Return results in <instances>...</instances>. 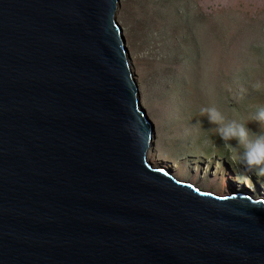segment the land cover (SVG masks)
Segmentation results:
<instances>
[{
    "label": "water",
    "instance_id": "1",
    "mask_svg": "<svg viewBox=\"0 0 264 264\" xmlns=\"http://www.w3.org/2000/svg\"><path fill=\"white\" fill-rule=\"evenodd\" d=\"M118 0H0V264H264V199L148 158Z\"/></svg>",
    "mask_w": 264,
    "mask_h": 264
},
{
    "label": "rangeland",
    "instance_id": "2",
    "mask_svg": "<svg viewBox=\"0 0 264 264\" xmlns=\"http://www.w3.org/2000/svg\"><path fill=\"white\" fill-rule=\"evenodd\" d=\"M116 19L140 107L154 126L153 165L218 196L260 198L264 177L235 163V147L199 109L215 102L229 119L264 133L252 121L264 106V0H118Z\"/></svg>",
    "mask_w": 264,
    "mask_h": 264
},
{
    "label": "clouds",
    "instance_id": "3",
    "mask_svg": "<svg viewBox=\"0 0 264 264\" xmlns=\"http://www.w3.org/2000/svg\"><path fill=\"white\" fill-rule=\"evenodd\" d=\"M253 87L258 89L260 84L257 83ZM199 114L205 117L210 125L215 126L216 134L226 146L235 147V163L247 172L264 177V133L254 132L248 127L249 122L229 119L215 102L202 106ZM252 121L264 126V106L258 108ZM232 141H235L234 145Z\"/></svg>",
    "mask_w": 264,
    "mask_h": 264
},
{
    "label": "bare ground",
    "instance_id": "4",
    "mask_svg": "<svg viewBox=\"0 0 264 264\" xmlns=\"http://www.w3.org/2000/svg\"><path fill=\"white\" fill-rule=\"evenodd\" d=\"M261 185V184H260ZM263 185V184H262ZM262 185H261V188H262ZM264 186V185H263ZM262 190V189H261ZM263 191V190H262ZM236 193H245V194H248V195H252L251 192L247 191V192H242V191H237ZM263 199H264V193L262 194L261 196Z\"/></svg>",
    "mask_w": 264,
    "mask_h": 264
}]
</instances>
